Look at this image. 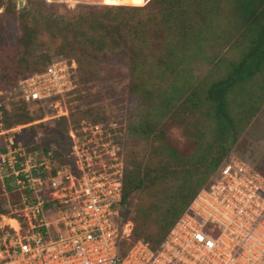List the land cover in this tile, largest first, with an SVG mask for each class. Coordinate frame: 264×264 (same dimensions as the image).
<instances>
[{
    "label": "trees",
    "instance_id": "1",
    "mask_svg": "<svg viewBox=\"0 0 264 264\" xmlns=\"http://www.w3.org/2000/svg\"><path fill=\"white\" fill-rule=\"evenodd\" d=\"M193 1L200 3L196 11L190 10L191 0H150L141 6L106 5L58 14L47 9L44 0H26L22 8L18 0L6 3L0 0V7H5L4 14L15 15L21 23L17 40L20 51L7 58L16 64L14 70L22 77L40 73L33 72L30 57L41 32L64 36L58 50L59 56H64L65 52L76 55L94 49L102 51L109 38L106 30L118 33L123 28L128 30L132 40L119 45L130 52L134 80L138 79L136 68L141 54L144 55V47L156 38L160 53L152 56V69L141 71V80L132 86V90L138 89V101H132L134 105H128L124 113L126 168L120 207L123 218L130 217L134 222L131 240L123 242L124 251L136 240H143L154 249L161 244L196 194L210 185L234 154L233 147L240 134L264 106V0H223L231 18L225 22L220 21L223 2ZM211 8L214 10L209 13ZM118 11L123 13L120 15ZM128 11L133 13L130 19L126 16ZM143 12L150 13L148 19L135 20ZM195 13L202 15L200 21L193 18ZM205 13L211 15L210 19L207 20ZM81 22L90 25V31L78 29ZM126 22L133 23L125 25ZM225 37L227 40L221 39ZM219 40L229 44L224 54V46L221 51L207 48ZM197 65L209 69L196 72ZM157 75L166 92L156 90L159 85L154 76ZM199 108L205 109L204 122L199 119L197 123L187 120L177 124L186 134L187 131L197 134L194 129H200L201 136L197 134L196 143L205 141L204 146L198 145L193 152L185 153L170 141L166 122L169 116L191 115ZM4 116L7 127L31 122L29 116L22 114L9 118V108L5 109ZM55 119L50 128L44 126L39 136L42 143L37 147L51 150L63 163L71 160L68 158L72 149L71 127L79 126L83 119L98 123L110 120L111 116L97 106L86 110L72 107L68 117ZM25 129L30 130L31 126ZM35 134L36 131L32 132V140L23 139V131L19 137L29 144ZM133 138L144 142L145 148L134 151L130 157ZM186 138L192 136L187 134Z\"/></svg>",
    "mask_w": 264,
    "mask_h": 264
},
{
    "label": "built area",
    "instance_id": "2",
    "mask_svg": "<svg viewBox=\"0 0 264 264\" xmlns=\"http://www.w3.org/2000/svg\"><path fill=\"white\" fill-rule=\"evenodd\" d=\"M59 58L0 91V264H264V174L234 154L157 248L136 240L122 249L134 228L120 207L124 116L71 127V160L63 163L37 147L39 137H19L31 123L5 122L11 99L69 116L77 63Z\"/></svg>",
    "mask_w": 264,
    "mask_h": 264
},
{
    "label": "rangeland",
    "instance_id": "3",
    "mask_svg": "<svg viewBox=\"0 0 264 264\" xmlns=\"http://www.w3.org/2000/svg\"><path fill=\"white\" fill-rule=\"evenodd\" d=\"M4 1L6 3L7 0ZM20 1H24L25 5L26 0H18V6ZM52 1L54 2L47 3L45 1L47 5L45 3L43 4L52 12L58 14H70L72 12H78L80 8H100L106 5L141 6L147 4L150 0H131L128 3L122 4H108L103 0ZM218 2H223L220 4L223 6L220 12V21L225 22V20L230 18V10L225 1L218 0ZM66 4L72 7H69ZM190 5V10L196 11L198 10L197 7L200 5V3L191 0L189 6ZM213 10L214 9L211 8L208 10V12L211 13ZM4 12L5 7H0V91L9 88V86L22 79V76H24L14 70L16 64L8 62L7 58L9 55H12L13 52L20 51L17 40L21 35V23L18 22L19 19H17L15 15L10 13L4 14ZM217 12L218 10L215 11V13ZM122 13V11L119 12L120 15ZM209 13H205V15H208L207 20L211 17ZM149 14L147 12H143L142 14H139L135 20L141 19L145 21L148 19ZM132 15V12L128 11V13H126L128 19H130ZM192 16L193 18H197L199 21L202 18V15H198V13H195ZM215 16L213 18H215ZM132 23L133 22H126L125 25H132ZM160 26L161 25H159V27ZM78 29L90 31V25L87 23L83 24L81 22L78 25ZM161 29L162 28L160 27V30ZM91 31L94 32L96 29L91 28ZM120 32L122 33L110 32L109 30H106V37L108 38L109 36V38L107 46L102 51L94 49L89 50L88 52L83 51L84 53L78 52L76 55L69 54L68 52L63 53L65 57L75 59L77 63V75L76 73L74 74V80H76L75 85L77 86L71 92V95L68 94L65 97V101L69 107H78V109L86 110L88 107L97 106L99 109L111 116L112 119H115L124 116V113L127 111V106L134 105L132 101H138V89L134 91L132 90V86L134 84L136 85V82L141 80L142 70H148L154 67V60L152 56L159 54L160 51L156 45V38L151 39L144 47V55L141 54V57L138 61L139 64H137L136 68L138 79L135 78L134 80L130 68V52L128 48H124L123 46L121 47L119 45V42H130L133 37L132 34H130L128 30L124 28L122 31L120 30ZM103 34L104 33L99 34L98 37L102 36ZM160 34L161 31L159 35ZM221 39L225 40L226 37ZM222 40L216 41V45H218V47L214 45V41L213 45H207V48H215L221 51L224 46L222 54L226 53L229 49V44L225 45ZM63 43L64 36L51 34L49 32H41L32 47L33 54L30 57V65L32 69H35L33 72H42V70L44 72L48 70L53 61L58 60V58L62 56H59L61 53H59L58 50L61 48ZM90 44H92V42ZM5 58H7L6 61L4 60ZM65 63L66 61L64 60L63 64ZM197 66L198 68H196V72H201L203 69H209H207V67H199L200 65ZM154 77V81H156L159 85V88L157 87L156 90L160 91V93L166 92V88L163 87V83H159V75ZM204 110V108H199L197 111H193L191 115H181L177 118L169 116L166 122L168 129L167 133L170 141L175 147L181 148L185 153H191L195 148H198V145L204 146L203 144L205 141L201 140L200 143H196L197 138L201 136L199 132L200 129H194L199 136L192 131H187V134L192 136L191 139H187L185 130L177 125L179 122L187 120H193V122L197 123L200 119L204 122L206 117ZM9 112V118L11 119L17 118L18 115L21 114L26 115L27 117L29 116L31 124L27 123L30 125H25V127H22L23 139L25 140L30 138V140H32V137L34 136H32V132L35 133V131L36 137H39L44 130V126L45 128H50L52 124L55 123V118H58L55 116L59 113L55 107H44L40 104L33 103L29 105L20 99L10 100ZM30 126V130H24V128H29ZM140 148H145L144 142H142L139 138H133L131 143L130 157L131 154H134V151L139 150ZM147 148L150 147L147 146ZM233 153L236 157L247 163H250L264 173V106L261 111L256 114L245 131L240 134L237 143L233 147ZM137 200L138 199H136L134 203H137Z\"/></svg>",
    "mask_w": 264,
    "mask_h": 264
},
{
    "label": "bare ground",
    "instance_id": "4",
    "mask_svg": "<svg viewBox=\"0 0 264 264\" xmlns=\"http://www.w3.org/2000/svg\"><path fill=\"white\" fill-rule=\"evenodd\" d=\"M103 1L108 4H122V3H128L131 0H103Z\"/></svg>",
    "mask_w": 264,
    "mask_h": 264
},
{
    "label": "water",
    "instance_id": "5",
    "mask_svg": "<svg viewBox=\"0 0 264 264\" xmlns=\"http://www.w3.org/2000/svg\"><path fill=\"white\" fill-rule=\"evenodd\" d=\"M24 6V1H20L19 2V7H23Z\"/></svg>",
    "mask_w": 264,
    "mask_h": 264
}]
</instances>
